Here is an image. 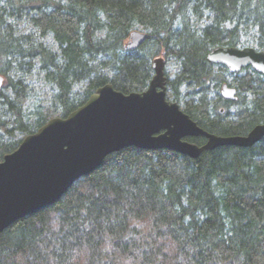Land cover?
I'll return each instance as SVG.
<instances>
[{"label": "trees", "instance_id": "1", "mask_svg": "<svg viewBox=\"0 0 264 264\" xmlns=\"http://www.w3.org/2000/svg\"><path fill=\"white\" fill-rule=\"evenodd\" d=\"M2 1L0 163L108 84L146 91L158 57L177 68L168 100L207 132L245 136L264 124V76L207 60L218 47L264 52V0ZM138 28L148 39L127 49ZM32 77L49 88L33 109ZM224 83L238 89L236 101L224 99ZM0 264H264V139L198 159L117 152L60 201L5 230Z\"/></svg>", "mask_w": 264, "mask_h": 264}, {"label": "water", "instance_id": "2", "mask_svg": "<svg viewBox=\"0 0 264 264\" xmlns=\"http://www.w3.org/2000/svg\"><path fill=\"white\" fill-rule=\"evenodd\" d=\"M148 34L134 30L126 45L136 49ZM207 60L231 74L252 68L264 76V52L218 47ZM154 77L142 93L124 94L108 84L67 118L51 119L0 163V235L17 221L60 201L81 178L124 149L171 150L193 159L219 147L250 148L264 139V124L245 136H219L200 127L178 103L167 99L166 61L153 60ZM5 79L0 76V89ZM222 96L236 101L238 91L224 83ZM203 137L202 146L189 138Z\"/></svg>", "mask_w": 264, "mask_h": 264}, {"label": "rangeland", "instance_id": "3", "mask_svg": "<svg viewBox=\"0 0 264 264\" xmlns=\"http://www.w3.org/2000/svg\"><path fill=\"white\" fill-rule=\"evenodd\" d=\"M1 5H3V1L2 0H0V6ZM20 28L23 31H30L31 30L30 26L27 23L21 25ZM138 30L142 31L141 28H138ZM174 68H175V72H174ZM176 72H177L176 65L174 67V64L172 62H166V74H167V76L170 77V78L171 77L173 78V75ZM30 81L32 82L31 86H32V89H33V93L31 95V99H30V105H31V108L33 109V108H37L40 105V100L43 97V95H42L43 92H45V90L49 91V88L45 87V85L40 83L39 80H37L35 77H32L30 79ZM167 99H168V95H167ZM168 101H170V100H168ZM170 102H172V101H170ZM180 106H181V104H180ZM57 117H59V116H57ZM57 117H55V118H57Z\"/></svg>", "mask_w": 264, "mask_h": 264}, {"label": "flooded vegetation", "instance_id": "4", "mask_svg": "<svg viewBox=\"0 0 264 264\" xmlns=\"http://www.w3.org/2000/svg\"><path fill=\"white\" fill-rule=\"evenodd\" d=\"M174 67H175V63H174ZM225 67V66H224ZM174 72H175V68H174ZM231 74V73H230ZM166 76H167V74H166ZM168 77V76H167ZM174 78H175V73H174ZM229 86H231V87H234V86H232V85H230L229 83H227ZM223 86V85H222ZM236 88V87H235ZM237 89V88H236ZM237 91H238V89H237ZM225 99V98H224ZM227 100V99H226ZM229 101H232V100H229ZM175 103V102H174Z\"/></svg>", "mask_w": 264, "mask_h": 264}, {"label": "bare ground", "instance_id": "5", "mask_svg": "<svg viewBox=\"0 0 264 264\" xmlns=\"http://www.w3.org/2000/svg\"><path fill=\"white\" fill-rule=\"evenodd\" d=\"M132 32H133V31H132ZM99 168H100V167H99ZM99 168H98V169H99Z\"/></svg>", "mask_w": 264, "mask_h": 264}]
</instances>
